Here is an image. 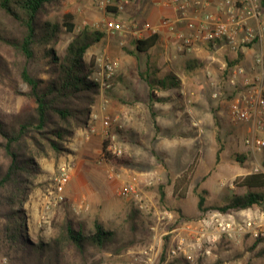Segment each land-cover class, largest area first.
<instances>
[{
	"label": "rangeland",
	"instance_id": "rangeland-1",
	"mask_svg": "<svg viewBox=\"0 0 264 264\" xmlns=\"http://www.w3.org/2000/svg\"><path fill=\"white\" fill-rule=\"evenodd\" d=\"M114 10H100L91 0H61L43 17L61 25L62 32L56 45L58 57L65 55L76 34L87 29L104 35L85 54L87 63L95 61L96 76H99L104 61L118 60L120 63L112 87L101 88L91 108L88 126L76 131L74 137L79 132L76 143L72 141L74 137L66 141L65 146L70 153L56 155L48 151L45 156L35 157L37 170L28 177L27 198L18 202L16 207L25 211L24 235L35 243H50L57 236V225L66 217L75 222L77 229L78 225H82L86 233L94 230L96 221L116 233L115 242L108 249L89 248L88 255L83 259L73 247H68L61 254L60 261L54 264H137L134 259L136 254L154 244L150 226L159 213L169 211L187 221L197 220L203 215L197 209L195 188L209 190L208 206H221L231 194L246 192L245 188L238 186L241 178L255 173L257 168L259 173H264V151L253 155L244 145L251 124L233 121L230 117V105L239 88L231 86L227 89L223 86L227 59H235L237 53L226 48L218 53L214 48H205L204 52L208 53L198 58L201 88L190 87L198 92L187 95L184 103L178 97L179 93L173 90L170 92L173 103L150 108L144 92L149 90L146 88L148 85L141 75L151 72L161 78L162 73L167 74L169 69L179 73L182 65L174 61L157 65L150 60L145 61L143 55L134 58L130 52H136L135 42L144 39L145 35L139 38L132 33L143 24L123 15L125 7L120 11ZM259 11L264 21V9L260 5ZM66 21L75 25L73 33L67 32ZM117 23L126 25L123 32L110 29L112 24ZM168 41L171 44L168 57L172 60L182 45L175 36ZM111 46L114 50L119 49L118 52L126 51L124 55L128 62L122 70L123 74L121 61L113 56ZM0 53L10 64L17 61L13 53L4 47L0 46ZM218 59L226 66L223 67ZM46 62L47 59L41 58L32 65V70L47 78L43 73L47 68ZM215 74H218L217 78H214ZM13 77L17 80L15 73ZM14 85L20 92L28 90L19 80L13 84L6 78H0V118L5 122H9L12 115L27 113L35 108L31 99L15 94ZM155 113L165 114L169 120L163 121L162 117H158L156 122ZM93 116H97L98 120H93ZM103 118H110L112 124L108 128L101 123ZM192 121H199L200 127H192ZM180 123L182 126L178 125ZM90 124L95 128L94 133L90 132ZM82 132L84 135H81ZM88 132L96 134L98 139L86 149L80 141L82 136L87 141ZM105 142L122 150L121 157L111 156L125 158V165H113L106 161L107 155L103 154ZM219 149L222 153L217 163ZM0 163H7L1 150ZM63 166L69 168L71 175L64 200L47 207L55 179ZM134 178H137L149 206V211L138 215L136 232L132 231V222L128 218L135 207L119 195L120 187ZM162 191L166 195L164 203L160 198ZM6 210L0 208V264H18L15 249L6 240L5 230L9 226L8 219L4 217ZM249 214L261 218L264 211L255 208L249 210ZM127 243H130L127 249L115 252ZM252 244L251 240L239 243L223 241L213 255L201 264H216L218 260L222 264H264V245L253 248Z\"/></svg>",
	"mask_w": 264,
	"mask_h": 264
},
{
	"label": "trees",
	"instance_id": "trees-1",
	"mask_svg": "<svg viewBox=\"0 0 264 264\" xmlns=\"http://www.w3.org/2000/svg\"><path fill=\"white\" fill-rule=\"evenodd\" d=\"M60 2L61 0H0V46L10 50L17 59L10 64L0 53V78H6L13 84L18 80L24 83L28 88L27 92H20L14 85L12 88L15 94L35 103V108L31 111L12 115L9 122L0 118V150L7 160L6 164L0 163V208L7 209L4 217L8 219L9 226L5 235L8 243L15 249L18 264L58 263L61 254L68 247H73L85 259L89 248L106 250L110 244H114L116 236L115 232L107 230L99 221L94 223L93 231L86 233L82 225H78L77 229L75 222L66 217L57 225V236L50 243H35L24 235L25 211L16 208L18 202L27 198V186L30 183L28 177L37 170L35 157L45 156L48 151L56 155L70 153L65 146L66 141L72 139L76 131L88 126L91 108L101 93V86L95 81V61L87 63L85 54L104 35L85 29L76 34L65 55L58 57L56 45L62 32L61 25L44 20L43 17L50 13L52 6ZM260 6L264 9V0L260 1ZM64 23L67 32L75 31V25L71 21ZM159 39L158 34H153L136 41V52L130 54L136 56V53H147ZM209 47L212 48V45L209 44ZM41 58L47 59V68L43 72L47 78L32 70V65ZM243 58V53L239 51L235 59H227L224 80ZM14 73L17 80H14ZM150 73L141 76L150 88L151 107L154 103L165 104L171 101L170 96H157L155 91L179 90L181 81L174 74L161 79L157 78V73ZM107 145L105 142L104 151ZM221 153L222 149L216 153L217 163L220 162ZM106 155V161L113 165L127 163L123 157ZM238 186L245 188L246 192L241 195L231 194L221 206H208L209 191L195 188L198 211L202 215L213 210L227 213L259 208L264 211V173L249 174L241 178ZM160 198L164 203L166 195L163 191ZM139 214L137 209L129 214L133 232L138 229L136 220ZM129 245L130 243L125 244L115 252L127 249ZM252 245L256 248L260 241ZM216 264L222 262L218 260Z\"/></svg>",
	"mask_w": 264,
	"mask_h": 264
},
{
	"label": "built area",
	"instance_id": "built-area-1",
	"mask_svg": "<svg viewBox=\"0 0 264 264\" xmlns=\"http://www.w3.org/2000/svg\"><path fill=\"white\" fill-rule=\"evenodd\" d=\"M91 1L100 10L115 8L120 11L133 0ZM260 1L171 0L170 3L181 13L188 12L189 8L195 12H202L211 3L217 5L218 12H207L199 21L184 14L182 20L186 24L185 31L177 29L179 22L170 19H164L162 22V26L171 30L181 41L182 47L188 51L200 44H211L212 47L221 45L235 53L243 52L250 47H258L253 57V66L247 70L243 65L237 64L231 69L228 77L230 85L239 88L230 105V117L233 121L251 124L244 145L253 155L264 151V24L259 11ZM252 22L257 25L253 27ZM125 28L124 23H117L112 24L110 29L113 32H123ZM150 31L152 30L148 25H143L135 29L132 34L141 38L144 33ZM153 34L156 32L152 31ZM119 66L118 60L104 61L99 76L95 78L101 88L112 87L113 77ZM92 118L98 120L97 116ZM101 123L105 128L112 124L110 118L101 119ZM90 132H95L93 124H90ZM90 132L87 140L91 135ZM106 153L121 157L122 150L111 143L107 145L106 151L103 149V154ZM258 171V168L255 169V173H259ZM70 180L69 168L63 166L55 179L47 207L64 200L65 189ZM119 195L131 201L139 212L149 211L137 178L124 183L119 189ZM150 230L154 244L136 254L134 259L137 264H199L200 261L212 256L214 250L223 241L239 243L251 240L253 243L260 241V245H264V216L254 218L250 216L249 210L227 213L213 210L193 221L163 211L157 215Z\"/></svg>",
	"mask_w": 264,
	"mask_h": 264
},
{
	"label": "crops",
	"instance_id": "crops-1",
	"mask_svg": "<svg viewBox=\"0 0 264 264\" xmlns=\"http://www.w3.org/2000/svg\"><path fill=\"white\" fill-rule=\"evenodd\" d=\"M170 2H171V0H133L131 3H129L127 6H125V10L123 12V15H125L128 18L135 19L136 21H138L139 24L142 23L143 25H148L150 27V30L156 32V34H158L160 37L159 42L153 48H151L147 53H136L137 55L133 56L134 58H136L138 56L140 57L141 55H143L144 58L146 59L145 61L150 60V61L156 63L157 65H160V63H168L166 61H171V62L174 61L176 63L177 62L181 63L182 68L181 67L179 68L180 69L179 73L173 72L171 69H169L168 70L169 72L167 71L168 72L167 74L164 75V73H162V76H160V77H161V79H164V78H166L167 75L172 73L181 81V88L179 90H175V91L179 93L178 97L180 96V100H183V102L185 103V98L187 97V95H192V94L198 92L194 89H191L192 87H197V88L200 87L201 88V85H200L201 81L199 79L201 75H200V72H197L198 71L197 69L200 68V62H199L198 58L200 59V57H204V53L205 54L208 53V52H204V50H205V48H209V45L200 44V45L194 47L190 51L184 49L181 46L179 49L180 53L178 52V50L177 51L175 50L176 51L175 57H173V59L174 58L175 59L171 60L168 57L170 47H171V44L169 43L168 39L170 37L174 38V34L168 28L162 26V22L164 19L169 18L171 21L179 22V24L177 25L178 26L177 29L185 31L186 30V24L182 20V19H184V14H186L188 18L196 19L199 21V20L203 19L204 15L207 12L216 13V12H218V10H217V5L211 3L202 12H195L194 10L189 8L188 12L186 11L184 13L183 12L181 13V11H179L178 8L175 7L173 4H171ZM113 9H115V8H113ZM261 20L264 24L263 19H261ZM256 25L257 24L252 22L253 27H255ZM152 31H150V33L148 32V35H147V33H144V35H145L144 38L151 36ZM111 48L113 49L112 46H111ZM212 48H214L218 53V51L223 50L226 47L219 45V46L212 47ZM256 49H258L257 46L250 47V48L245 49L242 52L244 55V58L241 60V62L239 64L243 65L247 70H249V68L253 66V55L255 54ZM118 50L119 49H116V50L113 49L112 54H113V56L117 57L116 59H119L121 61V73H122V70L125 69V67H126V61L128 62V58H126V56L124 55V53H126V51L118 52ZM177 58L178 59L180 58V60L178 61ZM218 61L220 62L221 60L218 59ZM197 63L199 65L198 67H197ZM220 63H222V62H220ZM221 65L223 67L226 66L223 63ZM189 66H193L194 68L190 69ZM158 75H160V74H158ZM217 75L218 74H215L214 78H217ZM228 77H229V75H228ZM211 78H212V76L210 75V79ZM223 86L226 87L227 89H229L231 87L228 80L227 81L224 80ZM143 88L145 89V85L143 86ZM146 88L149 89V90H144V92L147 95L148 106H150V108L155 109L156 105H158L160 103H154L153 107H151L150 88H149V86H147ZM172 91L173 90H170V91L169 90L168 91L156 90L155 93L157 94V96H162V97H169L170 96V97H172V95L170 94V92H172ZM169 103H173L172 99H171V101H169L168 103H165V104L167 105ZM165 104H160V105H165ZM155 116H156L155 117L156 122L159 121L158 117H162L163 121L169 120V118H168L169 116H167L165 114H159L158 115V113H155ZM191 124H192V127L195 128V127H197L196 125L199 126V121H192ZM178 125H181V123ZM81 135H84V132H82ZM78 136H79V132L72 139V141L76 143ZM86 139H87V137H86ZM97 139H98V137L96 134L90 135L88 140H91V141H88V140L84 141L83 136H82V141H80V145L84 146L87 149V148H89V146L91 147V142L92 141L97 142ZM83 141L85 143H83Z\"/></svg>",
	"mask_w": 264,
	"mask_h": 264
}]
</instances>
